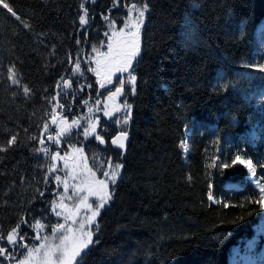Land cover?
I'll return each mask as SVG.
<instances>
[{"label":"trees","instance_id":"1","mask_svg":"<svg viewBox=\"0 0 264 264\" xmlns=\"http://www.w3.org/2000/svg\"><path fill=\"white\" fill-rule=\"evenodd\" d=\"M139 2L147 12L126 99L128 149L124 159L114 153L121 177L74 264H230L253 240L260 252L264 0ZM114 3L0 0V130L41 137L58 98L70 119L85 113L83 102L103 101L91 73L74 74ZM52 177L44 153L20 142L0 150V262L16 256L12 234L53 224Z\"/></svg>","mask_w":264,"mask_h":264},{"label":"rangeland","instance_id":"2","mask_svg":"<svg viewBox=\"0 0 264 264\" xmlns=\"http://www.w3.org/2000/svg\"><path fill=\"white\" fill-rule=\"evenodd\" d=\"M95 1L97 0H85V3ZM138 2L139 0H115L113 9L115 8L116 13L100 18L103 29L97 31L99 35L96 42L89 46L82 62L75 68L74 75L77 78L85 70L102 79L101 86L108 91L101 103L93 107L87 104L82 107L85 108V113L79 115V119H70L59 113L58 98L41 137L18 130H0V150H6L20 142L32 153L40 151L47 155L56 184V190L52 192L53 224L47 222L34 226L33 235L18 237L17 234H12L9 237V247L16 252V256L10 253L6 257L8 264H74L92 243L93 227L112 200L114 187L121 177L122 165L116 160L106 161L100 157L90 159L83 150L85 143L97 139L101 115L106 120L115 121L119 129L128 128L130 111L126 100L118 104L110 96L117 88H126L127 93L134 92L136 78L133 67L141 53L147 12V7ZM82 28L88 33L96 30L88 11L83 16ZM263 30L264 22L258 28L259 36ZM12 78L16 81L14 76ZM4 136H7V140ZM61 137L70 146L65 148V154L58 150V147H63ZM73 138L78 141L75 142ZM72 149L75 157L70 158L68 151ZM240 162L247 167L250 181L261 190L252 161L244 158ZM256 232L264 238V218L256 227ZM1 253L4 259L5 253ZM263 259L264 243L260 252H257L253 240L242 250L233 249L230 264H262ZM0 264H5V259Z\"/></svg>","mask_w":264,"mask_h":264},{"label":"flooded vegetation","instance_id":"3","mask_svg":"<svg viewBox=\"0 0 264 264\" xmlns=\"http://www.w3.org/2000/svg\"><path fill=\"white\" fill-rule=\"evenodd\" d=\"M127 91L128 90L126 88H117L114 94H111L110 99H112L114 102H117L118 104H122L128 98L129 92L127 93ZM105 94L101 96L104 97ZM118 94H120V99L116 100L115 98H117ZM104 99L105 98H103V100ZM115 129H117V124L115 121L103 119L96 132L98 135L97 139L90 140L89 142L85 143L84 146L83 151L86 153L87 156H89L90 159H96L97 157L103 158L106 161L115 159V151L111 148L110 144L111 140L118 134L115 133ZM120 132H124V130ZM61 141L63 142V147H58V150L63 151L65 154V148H70V146L64 138H62Z\"/></svg>","mask_w":264,"mask_h":264},{"label":"water","instance_id":"4","mask_svg":"<svg viewBox=\"0 0 264 264\" xmlns=\"http://www.w3.org/2000/svg\"><path fill=\"white\" fill-rule=\"evenodd\" d=\"M116 100L120 99V94L117 95ZM129 131L125 133H119L116 137H114L111 140V147L122 154V159H124L127 149H128V143H129Z\"/></svg>","mask_w":264,"mask_h":264}]
</instances>
